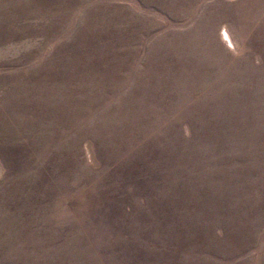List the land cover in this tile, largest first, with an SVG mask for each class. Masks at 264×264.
Wrapping results in <instances>:
<instances>
[{"label": "rangeland", "instance_id": "rangeland-1", "mask_svg": "<svg viewBox=\"0 0 264 264\" xmlns=\"http://www.w3.org/2000/svg\"><path fill=\"white\" fill-rule=\"evenodd\" d=\"M253 127L264 0H0V264H264Z\"/></svg>", "mask_w": 264, "mask_h": 264}, {"label": "trees", "instance_id": "trees-1", "mask_svg": "<svg viewBox=\"0 0 264 264\" xmlns=\"http://www.w3.org/2000/svg\"><path fill=\"white\" fill-rule=\"evenodd\" d=\"M214 115L216 116V114L214 113ZM207 116H209V115H207ZM205 119H208V117L207 118H205ZM200 121H202L201 119L195 124V126H198V125H200V126H202L203 125V123H201ZM207 121V120H206ZM225 126L226 127H228V123L226 124L225 123ZM232 131H231V133H230V135L229 136H233L232 138H235V139H239L240 140V138L241 137H245V138H247L246 136H248L249 137V139H251V137H254V143L253 144H256V147L258 148V147H262L263 145H264V136H261L260 134L263 132H260L259 130H257V129H254V127L253 128H251L252 129V131H250V129H246V130H242L241 128V130L240 129H238V128H230ZM214 130V132L212 133V136H214V133H217L216 132V128H214L213 129ZM238 132V133H237ZM251 132V133H250ZM210 136H211V134H210ZM216 137V136H215ZM230 140H232V139H230ZM221 143H222V141H220ZM224 143H226V140L224 141ZM250 143H252V142H250ZM239 145H240V143H239ZM178 147V146H177ZM233 151V150H232ZM260 152V153H259ZM258 153H259V155H261V150H257V152H256V155H258ZM256 155H254V153H252L248 158H251L250 160H252L254 157H256ZM259 170V169H258ZM258 170H256V171H254V169L253 170H251L252 172H256L257 173V175L259 174L258 173ZM213 180V179H212ZM215 182V181H214ZM213 182V183H214ZM200 183V182H199ZM201 183H204L203 181H201ZM251 183H252V181L250 180V179H248L247 181H246V183L243 185V186H241L242 185V183L240 184V186L241 187H239V188H245V187H247V188H250V185H251Z\"/></svg>", "mask_w": 264, "mask_h": 264}]
</instances>
